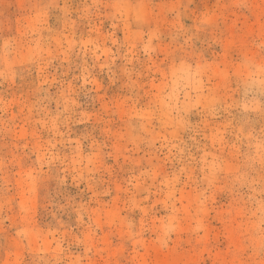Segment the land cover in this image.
Listing matches in <instances>:
<instances>
[{
    "label": "rangeland",
    "instance_id": "rangeland-1",
    "mask_svg": "<svg viewBox=\"0 0 264 264\" xmlns=\"http://www.w3.org/2000/svg\"><path fill=\"white\" fill-rule=\"evenodd\" d=\"M0 264H264V0H0Z\"/></svg>",
    "mask_w": 264,
    "mask_h": 264
}]
</instances>
